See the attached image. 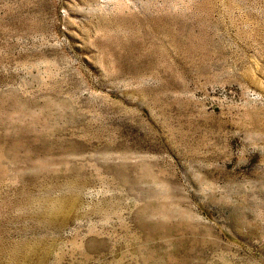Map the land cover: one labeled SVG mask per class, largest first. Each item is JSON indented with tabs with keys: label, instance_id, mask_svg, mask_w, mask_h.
<instances>
[{
	"label": "rangeland",
	"instance_id": "rangeland-1",
	"mask_svg": "<svg viewBox=\"0 0 264 264\" xmlns=\"http://www.w3.org/2000/svg\"><path fill=\"white\" fill-rule=\"evenodd\" d=\"M0 264H264V0H0Z\"/></svg>",
	"mask_w": 264,
	"mask_h": 264
}]
</instances>
